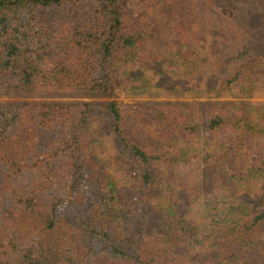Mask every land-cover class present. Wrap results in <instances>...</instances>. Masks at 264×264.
<instances>
[{"label":"trees","instance_id":"trees-1","mask_svg":"<svg viewBox=\"0 0 264 264\" xmlns=\"http://www.w3.org/2000/svg\"><path fill=\"white\" fill-rule=\"evenodd\" d=\"M253 3L214 47L209 92L264 89ZM149 38L125 0H0V96L107 98L0 101V264H264V104L127 110L113 97L141 80L129 63L163 69Z\"/></svg>","mask_w":264,"mask_h":264},{"label":"rangeland","instance_id":"rangeland-1","mask_svg":"<svg viewBox=\"0 0 264 264\" xmlns=\"http://www.w3.org/2000/svg\"><path fill=\"white\" fill-rule=\"evenodd\" d=\"M264 0H125L128 9L136 13L137 19L148 28L150 38L147 46L157 56L163 57V69L157 73L148 69L143 62L129 63L128 70L139 69L141 80L130 91L117 90L113 98L124 104L129 111H140L148 103L180 104L182 109L201 111L208 103L246 100L264 104V89L252 96L241 97L236 91L221 95L209 92L206 88L214 65L223 59L215 52L219 45L222 50L231 44V37L242 27L245 20L258 17L254 7ZM205 32L200 36L201 43L190 49L181 47L182 35H187L192 46L195 42L193 25ZM202 35V34H201ZM188 50L197 56L196 64L182 61L188 58ZM175 63V64H173ZM142 65V66H141ZM79 100H107L104 96H89L79 92L43 91L38 94H11L0 96V101L68 102ZM204 172L207 163H199ZM205 200V198H202Z\"/></svg>","mask_w":264,"mask_h":264}]
</instances>
